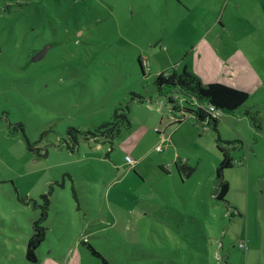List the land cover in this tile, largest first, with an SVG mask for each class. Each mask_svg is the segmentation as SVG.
<instances>
[{
    "label": "rangeland",
    "instance_id": "rangeland-1",
    "mask_svg": "<svg viewBox=\"0 0 264 264\" xmlns=\"http://www.w3.org/2000/svg\"><path fill=\"white\" fill-rule=\"evenodd\" d=\"M184 69L250 97L217 130L170 125L155 81ZM126 105L113 144L68 135ZM83 241L111 264H264V0H0V264H102Z\"/></svg>",
    "mask_w": 264,
    "mask_h": 264
},
{
    "label": "trees",
    "instance_id": "trees-1",
    "mask_svg": "<svg viewBox=\"0 0 264 264\" xmlns=\"http://www.w3.org/2000/svg\"><path fill=\"white\" fill-rule=\"evenodd\" d=\"M141 64V61H140ZM155 85L159 97L167 100V106L173 121L170 125L182 124L188 115H195L199 121L204 122L212 120L214 127L217 130L219 119L212 118L205 108L199 105L212 104L219 108L223 113H232L245 105L250 97L248 91L238 89L221 82L205 83L200 76L194 72L184 69L182 72L163 71L157 75ZM135 99L143 101L139 95H135ZM129 105L121 106L115 109L110 121L97 127L94 131L81 132L78 129L70 128L68 135L77 143L78 134L83 135L85 140L93 141L100 144V141H110L113 144L114 140L122 133L123 130H130L133 127L132 121L129 118ZM18 127H22L19 125ZM218 148L222 153V161L217 168L216 185L217 192L215 199L218 201H226L225 198L230 190V183L224 177L226 169L235 166V160L231 154V145H235L237 141H223L218 137ZM74 151V148H71ZM184 169L189 176L194 169L187 164ZM44 198V197H43ZM47 218L46 213L41 215V218L33 225V234L27 244L26 257L31 262H37L36 251L40 244L45 240L46 228L41 222ZM91 255L100 259L102 264H111V262L103 256V254L91 243L83 241Z\"/></svg>",
    "mask_w": 264,
    "mask_h": 264
},
{
    "label": "built area",
    "instance_id": "built-area-1",
    "mask_svg": "<svg viewBox=\"0 0 264 264\" xmlns=\"http://www.w3.org/2000/svg\"><path fill=\"white\" fill-rule=\"evenodd\" d=\"M199 106L205 108L212 118L219 119L222 115V111L219 108H217L215 105L207 104V105H203V106L199 105ZM171 119L173 120L172 116ZM126 160L128 163H133V160L129 156L126 157Z\"/></svg>",
    "mask_w": 264,
    "mask_h": 264
},
{
    "label": "water",
    "instance_id": "water-1",
    "mask_svg": "<svg viewBox=\"0 0 264 264\" xmlns=\"http://www.w3.org/2000/svg\"><path fill=\"white\" fill-rule=\"evenodd\" d=\"M48 48H49V47H47L46 49H44V50H42L41 52H39L38 55H37V57H36L34 60L41 59V58L45 55V53L47 52V49H48Z\"/></svg>",
    "mask_w": 264,
    "mask_h": 264
},
{
    "label": "crops",
    "instance_id": "crops-1",
    "mask_svg": "<svg viewBox=\"0 0 264 264\" xmlns=\"http://www.w3.org/2000/svg\"><path fill=\"white\" fill-rule=\"evenodd\" d=\"M203 80V79H202ZM209 83V82H208ZM151 99V98H150ZM167 101V100H166ZM149 104H152L153 105V101L151 100L150 102H149ZM161 105H162V109L163 108H165L166 107V105H165V103H161ZM151 106V105H150ZM166 109V108H165ZM164 115H165V112H164ZM163 118H164V116H163V114H162V120H163ZM207 120V119H206ZM132 121V120H131ZM144 133L146 134V130L144 131ZM146 137H144V139H145ZM127 156V155H126ZM125 156V157H126Z\"/></svg>",
    "mask_w": 264,
    "mask_h": 264
}]
</instances>
